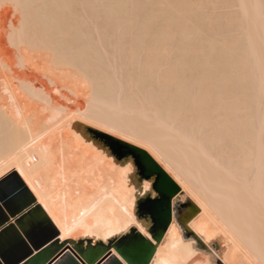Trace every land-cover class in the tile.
Instances as JSON below:
<instances>
[{
    "label": "bare ground",
    "instance_id": "obj_1",
    "mask_svg": "<svg viewBox=\"0 0 264 264\" xmlns=\"http://www.w3.org/2000/svg\"><path fill=\"white\" fill-rule=\"evenodd\" d=\"M3 4L22 23L19 59L0 45V179L17 174L63 239L150 232L138 212L155 177L96 147L126 135L199 208L189 228L208 248L174 219L153 264H264V0Z\"/></svg>",
    "mask_w": 264,
    "mask_h": 264
},
{
    "label": "crops",
    "instance_id": "obj_2",
    "mask_svg": "<svg viewBox=\"0 0 264 264\" xmlns=\"http://www.w3.org/2000/svg\"><path fill=\"white\" fill-rule=\"evenodd\" d=\"M3 179L5 183L0 189V264H31L47 250L52 252V256L44 264H85L70 250L79 240L62 238L58 225L37 202L23 180L14 173ZM100 244L93 242L92 246L96 248ZM113 251L98 264H125Z\"/></svg>",
    "mask_w": 264,
    "mask_h": 264
},
{
    "label": "water",
    "instance_id": "obj_3",
    "mask_svg": "<svg viewBox=\"0 0 264 264\" xmlns=\"http://www.w3.org/2000/svg\"><path fill=\"white\" fill-rule=\"evenodd\" d=\"M102 136H104L107 140L119 141L118 139L113 138L111 136ZM119 142L126 143L123 141ZM130 147H132L135 152L143 153L144 155L148 156L154 162L156 168L159 169V171L167 177L168 182L171 185V189L167 193L163 201L155 205V218L153 219L152 216H150L153 223V226L150 229L152 239L150 240L147 238V243L135 249H129L123 244H121V240L128 234L118 239H113L109 241V243L100 242L101 244L96 246V248L92 246L93 241L91 240H79L73 246L70 247V250L76 253L83 260V262H85V264H98L112 250L116 251L117 254L127 264H151L157 253L158 247L165 238L168 229L170 228L174 219H176L177 223L181 226L184 232V237L186 239L193 236L197 240L200 248L208 250L207 246L189 228L190 222L199 214V208L189 199H187L185 202L181 201V198L179 197L182 192L180 186L166 173V171L151 157V155L147 151L133 145H130ZM115 155L120 159L132 155L136 163V156L132 152L117 153ZM139 174L143 178L140 168ZM154 177L156 181L157 177L155 174H153L152 178ZM155 181L153 185L155 184ZM156 194L157 196L155 198L148 197L146 199L141 200L139 203V210L142 202L149 201L150 199L153 201L157 200L159 198V194ZM140 235L142 236L143 234L140 233ZM51 256L52 252L50 250H47L42 255L35 258L31 262V264H44L47 260H49ZM218 264L223 263L219 261Z\"/></svg>",
    "mask_w": 264,
    "mask_h": 264
},
{
    "label": "snow or ice",
    "instance_id": "obj_4",
    "mask_svg": "<svg viewBox=\"0 0 264 264\" xmlns=\"http://www.w3.org/2000/svg\"><path fill=\"white\" fill-rule=\"evenodd\" d=\"M94 127L100 128V125H94ZM101 131L109 132V128L103 127L101 128ZM111 134L113 136L118 135V133L116 132H112ZM119 141H129V137L126 135H121L119 136ZM119 141L107 140L104 136H100L96 142V147L100 152H107L109 155L132 152L136 156V164L138 168L141 169V174L143 175V178L145 180L150 181L153 174L156 175L157 179L155 181V184L153 185V192L158 193L159 198L154 201L150 199L149 201L142 202L140 206V210L138 212V215H140L145 220H147L148 216H152V218L154 219L155 205L163 201L167 193L170 191L171 185L168 182L167 177L164 176L163 173H161L159 169L156 168V165L148 156L144 155L143 153H137L132 147H130V145H134L137 143L136 140H130L127 144L120 143ZM139 147L144 148L145 145L141 143ZM109 149H111V151H109ZM149 151H152V149L150 148ZM153 155H156V153L153 152ZM157 159H159V156H157ZM4 183L5 180L0 179V189L3 188ZM151 196L152 193L150 192L149 197ZM0 211H2V209H0ZM141 232H143V229L133 228L132 231L121 240V244H123L125 247L129 249H135L147 243L148 242L147 238L150 237V232H143L142 236L140 235ZM199 235L204 236V233L200 232ZM195 243H196L195 240L189 242L188 255L190 257H195L203 254L198 252L194 247H192L193 245H195Z\"/></svg>",
    "mask_w": 264,
    "mask_h": 264
},
{
    "label": "rangeland",
    "instance_id": "obj_5",
    "mask_svg": "<svg viewBox=\"0 0 264 264\" xmlns=\"http://www.w3.org/2000/svg\"><path fill=\"white\" fill-rule=\"evenodd\" d=\"M5 6H6V7H5ZM7 6H8V7H7ZM2 7H3L2 10H1V8H0V16H1L0 18L2 19L3 16H2L1 14L4 15L5 12H6V14L4 15V18H3L2 20L4 21L6 18L9 19L10 17H11V19H9L10 21H8V20L6 19V20H5V24H4V22L2 23V21H1L2 24L0 23V24L2 25V27L0 26V28H1V29H0V37H1V38H0V42H1L0 45H3V46H2L3 49H6L9 53H11V54H9L10 57H14V58L16 59L17 57H15L14 54H16L18 51H17L14 47H12V46L10 45V43H8L9 41H8L7 39L9 38V34L11 33V29H9L10 26H11L10 28L14 27V28H12V30H13V29H14V30L17 29V31H18V28L21 27V24H20V23H22V17H21L22 14L20 15V13H21L20 11H19V12H18V11H15V10H17V9L14 10V9H13V8H14L13 6H10V5H7V4H6V5L3 4ZM11 8H12V9H11ZM5 9H6V10L8 9V10L5 11ZM3 10H4V11H3ZM226 10H227V11H229V10H233L234 12L236 11V9H234V8L229 9V10H228V9H225V12H227ZM223 11H224V10H223ZM233 11H231V12H233ZM11 12H12V13H11ZM229 12H230V11H229ZM9 13H10V15H9ZM11 14H12V16H11ZM8 15L10 16L9 18H8ZM5 16H7V17H5ZM20 17H21V18H20ZM17 18H18V20H17ZM12 19H13V20H12ZM14 20H16V21H15L16 24H14V23H15ZM18 21H19V23H17ZM6 22H8V24H6ZM12 22H13V23H12ZM19 24H20V25H19ZM16 25H17V26H16ZM15 26L18 27V28H16ZM4 28H5V29H4ZM6 29H7V31H6ZM14 30H13V32H14ZM7 32H8V33H7ZM5 37H7V38L5 39ZM1 39H2V40H1ZM5 42H6V43H5ZM4 45H6L8 48H7L6 46H5V48H4ZM10 47H11V48H10ZM13 48H14V49H13ZM13 51H14L15 53H14ZM42 52H46V53H44V54H45L46 56H48L47 59H48L49 62H50V59H51V58L49 57V55H50L51 52H50V51H46V50H42L41 53H42ZM47 53H49V55H48ZM17 54H18V53H17ZM17 54H16V55H17ZM12 55H13V56H12ZM50 56H52V53H51ZM17 59H19V58H17ZM17 59H16V60H17ZM21 68H22V67H21ZM27 69H28V68H23V69H21V72H22L23 70H24V71H23L22 73L27 72ZM27 73H30L29 69H28V72H27ZM42 80H43V81H46V80L43 79V78H42ZM39 87H41V86L39 85ZM81 89H83V88H81ZM84 89H85V88H84ZM87 90H88V89H86V91H84V92H87ZM87 93H88V92H87ZM84 94L87 95L86 93H84ZM85 98H88V95H87V97L85 96L84 99L82 98V100H85L84 102L82 101V103H86L87 100H86ZM151 157H152V156H151ZM153 159H154V158H153ZM154 160H155V159H154ZM155 161H156V160H155ZM156 162H157V161H156ZM157 163H158V162H157ZM159 165H160V164H159ZM160 166H161V165H160ZM161 167H162V166H161ZM166 173H167V172H166ZM167 174H168V173H167ZM15 175L18 176L17 174H15ZM168 175H169V174H168ZM18 177H19V176H18ZM172 179H173V178H172Z\"/></svg>",
    "mask_w": 264,
    "mask_h": 264
}]
</instances>
